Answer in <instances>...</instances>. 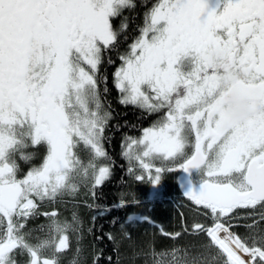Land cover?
Instances as JSON below:
<instances>
[{"label":"snow or ice","instance_id":"snow-or-ice-1","mask_svg":"<svg viewBox=\"0 0 264 264\" xmlns=\"http://www.w3.org/2000/svg\"><path fill=\"white\" fill-rule=\"evenodd\" d=\"M135 7L134 0H0V264L25 254L41 264L42 250L68 249L66 233L81 231L75 212L71 222L45 212L49 238L35 245L28 220L81 187L95 199L111 178L104 142L113 112L100 85L112 54L119 103L157 115L139 137L122 138L127 174L155 198L165 173H182L183 195L207 221L161 230L173 241L194 237L188 245L156 249L153 241L143 253L125 225L151 217L128 215L121 233L133 254L154 264L169 254L174 264H264V228L252 215L258 208L264 223V0H158L122 51L127 18L119 27L113 20ZM40 145L42 162L21 176L16 155L29 161L26 150ZM126 195L121 208L141 202ZM107 236L118 251L123 241Z\"/></svg>","mask_w":264,"mask_h":264},{"label":"trees","instance_id":"trees-1","mask_svg":"<svg viewBox=\"0 0 264 264\" xmlns=\"http://www.w3.org/2000/svg\"><path fill=\"white\" fill-rule=\"evenodd\" d=\"M110 108L113 118L109 122V130L106 133L108 139L105 140V144L114 166L113 174L101 188L97 189L95 199L89 196L88 206H75L74 211L78 213L81 221V234L72 245L73 261L78 258L79 264H109L111 258V264H154L155 257L134 255L128 247V242L123 240L121 224L125 223L128 215L135 214L134 218L145 215L151 217L152 223L141 221L125 225L143 253L148 251V244L153 241L156 249L173 244L178 247L186 246L193 242L194 237L185 234L173 241L162 235L161 230L174 234L183 232L185 226L190 228L194 220L204 223L207 221L204 220L203 210L199 206L188 197L180 196L173 174L164 176V190L155 198L151 195L150 185L137 183L127 174L128 164L121 156V140L124 136L137 135L138 131L135 129L142 125L144 119L142 113L129 106L111 101ZM132 129L133 131H128ZM132 193H135L141 202L124 208L119 207L121 195L128 194L125 199H130ZM240 212L247 214L252 210L241 209ZM259 212L257 208L252 215L258 227L264 228V223L260 222ZM113 220L116 221L115 224ZM246 223H252V219H247ZM240 231L244 232L245 229L242 228ZM108 233L123 241L118 251H114ZM159 264H174L171 254L159 257Z\"/></svg>","mask_w":264,"mask_h":264},{"label":"flooded vegetation","instance_id":"flooded-vegetation-1","mask_svg":"<svg viewBox=\"0 0 264 264\" xmlns=\"http://www.w3.org/2000/svg\"><path fill=\"white\" fill-rule=\"evenodd\" d=\"M158 2V0H134V3L136 7L134 9H126L121 17H117L113 20L114 26L119 27L121 22L127 18V28L124 32V36H126L127 42L121 44V50L123 51L125 48H127V45L132 42V38L135 37L138 34V26H142L143 23V13L146 11V7L150 8L154 3ZM124 36L121 37L122 41L124 40ZM113 55L114 64L103 66L101 68V72L107 76V83L106 85L104 83H101L100 89L102 94V99L105 102L106 107L110 106V102H116L117 104L121 105L119 103V94L116 90V88L113 86L112 82V73L115 71V67L118 66L119 60ZM105 86L108 89L107 93H104ZM132 109L138 111L139 113H142L140 109L135 108L131 105H129ZM142 117L144 119L142 125H140L137 129L138 134H134L131 137H139L142 133V129L149 127L151 123L157 119V115H144L142 114ZM129 132L133 131L128 130ZM106 142V141H105ZM104 142V147L106 149V144ZM28 153L34 154L32 158L29 161H24L20 159L19 154L16 155L17 163L19 164L20 168V175L22 176L25 174L31 167L38 166L46 154V145H40L35 148H29L26 150ZM82 155H86L83 154ZM176 178L179 176L180 172H176ZM179 186V183H178ZM179 190L181 191V196L185 197L183 195V191L179 186ZM86 189L81 187L79 189V192L77 195H66L62 200L58 201L55 205H50L48 203H45L40 206L39 212L37 215L31 217L26 225L25 232L29 233V242L33 245L38 244L39 242L46 240L49 238L48 236V225L50 223V220L44 215L45 212L51 213L52 211H56L58 213V219L62 222L67 221L71 222L73 213L75 212L78 214L75 210V206H88V200L89 196L86 198L85 193ZM79 216V215H78ZM80 218V217H79ZM69 237V247L68 249L60 252L55 253L54 248H47L41 251L40 253V260L41 264L43 259H56L59 261V264H71L73 261L72 257V245L74 243V240L78 239L80 237V232H73L69 231L66 233ZM16 259L18 260V264H28L29 256L27 254L20 256L17 255Z\"/></svg>","mask_w":264,"mask_h":264},{"label":"rangeland","instance_id":"rangeland-1","mask_svg":"<svg viewBox=\"0 0 264 264\" xmlns=\"http://www.w3.org/2000/svg\"><path fill=\"white\" fill-rule=\"evenodd\" d=\"M173 173V172H172ZM167 175V173H165L164 174V176H166ZM164 176H163V178H162V182H164ZM162 182H161V184L158 186V192H161V191H163L164 190V184H162ZM247 259V258H246ZM71 264H73L72 262H71Z\"/></svg>","mask_w":264,"mask_h":264},{"label":"water","instance_id":"water-1","mask_svg":"<svg viewBox=\"0 0 264 264\" xmlns=\"http://www.w3.org/2000/svg\"><path fill=\"white\" fill-rule=\"evenodd\" d=\"M180 175H182V173Z\"/></svg>","mask_w":264,"mask_h":264},{"label":"bare ground","instance_id":"bare-ground-1","mask_svg":"<svg viewBox=\"0 0 264 264\" xmlns=\"http://www.w3.org/2000/svg\"><path fill=\"white\" fill-rule=\"evenodd\" d=\"M245 258H247V257H245Z\"/></svg>","mask_w":264,"mask_h":264}]
</instances>
